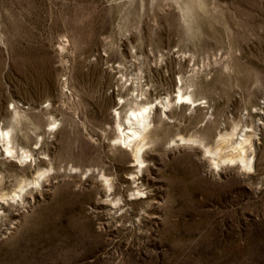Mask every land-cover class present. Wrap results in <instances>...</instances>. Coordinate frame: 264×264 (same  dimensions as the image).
Instances as JSON below:
<instances>
[{
    "label": "rangeland",
    "instance_id": "obj_1",
    "mask_svg": "<svg viewBox=\"0 0 264 264\" xmlns=\"http://www.w3.org/2000/svg\"><path fill=\"white\" fill-rule=\"evenodd\" d=\"M0 193V264H264V0H0Z\"/></svg>",
    "mask_w": 264,
    "mask_h": 264
},
{
    "label": "bare ground",
    "instance_id": "obj_2",
    "mask_svg": "<svg viewBox=\"0 0 264 264\" xmlns=\"http://www.w3.org/2000/svg\"><path fill=\"white\" fill-rule=\"evenodd\" d=\"M176 98L180 99L182 103H188L189 100H192V97L190 95H179L176 96ZM157 108V104L155 102L144 105L138 109H134L131 111V114L127 117V124L125 128L121 129V136L120 139L122 140V143L125 146H130L132 148L135 160L139 163L138 165L143 166V164L146 162L145 157L147 156V139L149 137V134L151 132L150 126L152 123V118L154 117V109ZM122 128V126H121ZM3 140L6 152L8 154L14 153V147L11 146V140H10V131L3 130ZM225 135H221L220 139L226 140ZM184 140V139H183ZM250 137H243L236 145L235 150L236 153L233 154L231 157H228L231 161H239L240 163H243L244 166H246L249 169L253 168V159L248 155L247 153V143L249 142ZM251 144V142H250ZM123 146V147H125ZM218 149V148H217ZM211 151V150H209ZM214 154H218L217 151H212ZM220 160L222 156L219 157ZM219 161H217V164H219ZM40 175L39 177H41ZM39 177L35 178L33 182L37 183L39 182ZM27 185L23 183L20 184V190H16L14 194L11 196V198H16L18 196H21V193L24 191ZM140 191V190H139ZM9 193H0V206H4V202H1L2 200L6 201L7 197H9ZM1 209V207H0Z\"/></svg>",
    "mask_w": 264,
    "mask_h": 264
}]
</instances>
